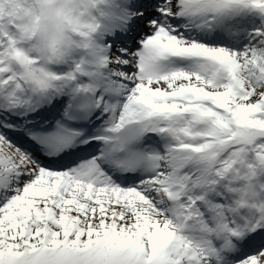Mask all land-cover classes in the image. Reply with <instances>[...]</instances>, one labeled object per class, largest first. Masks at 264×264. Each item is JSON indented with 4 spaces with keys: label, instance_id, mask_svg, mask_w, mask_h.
<instances>
[{
    "label": "snow or ice",
    "instance_id": "snow-or-ice-1",
    "mask_svg": "<svg viewBox=\"0 0 264 264\" xmlns=\"http://www.w3.org/2000/svg\"><path fill=\"white\" fill-rule=\"evenodd\" d=\"M0 264H264V0H0Z\"/></svg>",
    "mask_w": 264,
    "mask_h": 264
}]
</instances>
